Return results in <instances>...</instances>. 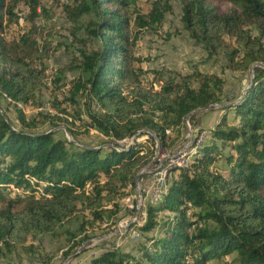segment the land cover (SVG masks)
I'll return each mask as SVG.
<instances>
[{
  "label": "trees",
  "instance_id": "16d2710c",
  "mask_svg": "<svg viewBox=\"0 0 264 264\" xmlns=\"http://www.w3.org/2000/svg\"><path fill=\"white\" fill-rule=\"evenodd\" d=\"M135 1L73 0L62 8L78 47L54 73L51 91L61 97L50 102L55 114L37 115L53 127L63 123L69 141L37 131L40 120L16 107L31 103L45 78L48 49L33 38L37 1L0 0V101L15 106L18 124L13 127L0 113V255L31 251L30 237L77 221L78 206L91 222L114 216L119 207L105 204L134 185L153 153L135 139L152 133L166 146V131L179 130L191 112L217 105L222 114L207 141L192 143L188 164L168 170L166 192L145 205L141 223L130 226L149 233L134 248L136 255L103 249L85 264H206L229 255L232 264H264V2L151 0L141 11ZM174 1L182 28L207 57L221 54L226 69L242 73L262 66L252 68L248 88L232 105L223 103V80L196 69L150 71L156 90L142 83L146 72L133 47L140 32L162 26ZM19 5L26 29L6 38ZM65 72L73 75L65 80ZM227 111L233 112L231 123ZM74 121L99 133L103 146L75 142ZM216 160L223 161L225 173ZM8 187L21 194H3ZM80 243L72 242L63 256Z\"/></svg>",
  "mask_w": 264,
  "mask_h": 264
},
{
  "label": "rangeland",
  "instance_id": "374dc122",
  "mask_svg": "<svg viewBox=\"0 0 264 264\" xmlns=\"http://www.w3.org/2000/svg\"><path fill=\"white\" fill-rule=\"evenodd\" d=\"M38 4V16L34 21L33 38L39 46L48 49V58L43 62L45 78L42 85L35 91L31 103L21 106L16 105L26 118H36L40 120L36 130L54 133L55 137H71L65 131V125L58 123V126H51L46 120L38 117L40 114H55L50 106L53 96L60 99V95H53V77L56 70L66 65L75 49L78 47L73 41V25L67 22L63 14V6L72 4L73 0H36ZM151 0H136L135 7L145 11ZM264 2V0H262ZM220 6L223 11L226 7ZM19 17L16 24L10 25L5 30V37L12 38L22 33L26 29L23 16L26 13L23 6L19 5L14 9ZM180 6L177 1L171 3V10L165 14L164 22L155 31H142L133 47V53L141 59L140 66L146 74L141 79L144 85L152 84L154 90L157 89L158 82L153 81V76L149 73L152 70H166L169 74H186L193 69L204 74H214L223 80V103L226 105L235 103L245 93L251 81L252 72H238L226 69L225 58L219 54L215 57H207L206 53L189 38L187 32L182 28L179 20ZM86 19H82L84 22ZM74 32V33H73ZM73 33V34H72ZM77 37L82 36V32L76 33ZM70 72L64 73L65 80L72 76ZM62 81V82H65ZM60 84V83H59ZM1 115L15 128L18 124L15 115V106L7 101H0ZM222 114L217 105H211L207 109L199 110L187 117L179 130L170 129L166 131V146H160L152 133L134 138L140 144L149 147L153 153L149 155L150 161L139 170L138 179L133 186H128L123 191V195L107 201L105 208L112 209L116 204L118 212L111 218L103 216L101 222H91L90 217L79 206L77 207V221H71L58 228L53 234H35L27 240V245L31 246L29 252H16L14 254L2 253L0 264H85L90 257L97 255L103 249H119L122 252H130L136 255L134 248L143 242V236L131 225L141 223L144 218L143 209L147 204H156L161 196L166 192L170 178L168 170L179 167L178 164H168L169 160L178 162L177 159L188 157L194 153L195 149H189L191 144L201 138L200 144L207 141V132L213 128ZM61 116V115H59ZM67 122H72L70 116L62 115ZM233 112H226V121L231 123ZM78 135L75 142L83 145L99 148L105 143V139L95 130L86 129L79 126L74 121ZM133 140H127L124 144H129ZM153 144V145H151ZM188 164V161L186 165ZM184 165V166H186ZM214 165L221 173L226 172V166L222 160H216ZM162 172L161 178H168V182L160 189L157 200L154 201L155 183L158 179L156 175ZM20 191L8 187L3 194L13 196ZM21 194V193H20ZM26 194V193H25ZM39 192L35 194L37 196ZM5 195V196H6ZM134 219V221H130ZM84 232H79L78 227L84 223ZM89 222V223H88ZM130 222V225H128ZM131 228V229H130ZM136 233L132 235L131 231ZM74 238L70 239L71 235ZM79 243L78 247L72 250L67 257L63 253L71 243ZM233 255L226 256L219 260H211L206 264H232Z\"/></svg>",
  "mask_w": 264,
  "mask_h": 264
},
{
  "label": "built area",
  "instance_id": "2783aa9c",
  "mask_svg": "<svg viewBox=\"0 0 264 264\" xmlns=\"http://www.w3.org/2000/svg\"><path fill=\"white\" fill-rule=\"evenodd\" d=\"M207 134H209V131L207 132ZM200 142H201V138L199 137V138H197V139L194 141V144H195L196 146H198V145H200ZM189 149H192V150L194 149V147H192V144H191V146L189 147ZM177 159H178V160H179V159H182V160H180V161H178V162H173L172 160H169L168 164H178V165H179V168H184V165H186V163H187V159H188V157L182 158V155H181V156H180L179 158H177ZM156 175L158 176V179L156 180V183H155L156 188L154 189V201H155L157 195L159 194V191H160V189L162 188V186H163L166 182H168V178H161V172H158ZM130 221H134V219H132V220H130ZM131 233H132V235H135V236H136V233H135L133 230L131 231Z\"/></svg>",
  "mask_w": 264,
  "mask_h": 264
},
{
  "label": "water",
  "instance_id": "95a60500",
  "mask_svg": "<svg viewBox=\"0 0 264 264\" xmlns=\"http://www.w3.org/2000/svg\"><path fill=\"white\" fill-rule=\"evenodd\" d=\"M257 66H258V67H262L261 65L254 64V65L250 68L249 73L251 72V70H252L253 67H257ZM263 69H264V68H263ZM219 107H220V106H219ZM207 108H209V107H207ZM207 108H203V109H207ZM203 109H197V110L191 112L190 114H188V115L186 116V118L189 117V115H191L192 113H194V112H196V111H199V110H203ZM138 176H139V173L136 174L135 179H134V182L138 179ZM128 225H130V222H129Z\"/></svg>",
  "mask_w": 264,
  "mask_h": 264
},
{
  "label": "bare ground",
  "instance_id": "6f19581e",
  "mask_svg": "<svg viewBox=\"0 0 264 264\" xmlns=\"http://www.w3.org/2000/svg\"><path fill=\"white\" fill-rule=\"evenodd\" d=\"M187 161H188V159H187ZM161 175H162V172H161ZM165 185V184H164ZM164 185L162 186V188L164 187ZM160 192V191H159ZM158 196V195H157ZM155 200H157V197H156V199Z\"/></svg>",
  "mask_w": 264,
  "mask_h": 264
}]
</instances>
